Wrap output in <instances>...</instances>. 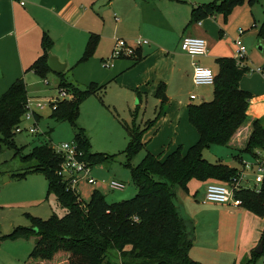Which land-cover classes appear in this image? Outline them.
Returning a JSON list of instances; mask_svg holds the SVG:
<instances>
[{
  "label": "crops",
  "instance_id": "obj_1",
  "mask_svg": "<svg viewBox=\"0 0 264 264\" xmlns=\"http://www.w3.org/2000/svg\"><path fill=\"white\" fill-rule=\"evenodd\" d=\"M210 1L213 0H0V96L15 80L22 78L29 100L33 77L38 76L29 67L42 55L41 37L46 33L53 42L50 55L65 64L63 72L67 81L77 87L79 85L69 78L68 72L84 63L76 78L81 80V76L87 75L98 84L116 83L124 91L128 110H142L144 100L145 106L152 100L155 108L162 103L160 111L166 106L164 102L175 101L184 112L189 104L213 98V91H208L199 92L194 98H190V93L189 100L179 101L183 86L194 85V66L208 67L216 75L218 59L233 58L234 41L240 38L246 48L243 62L246 70L239 87L249 94L248 118L224 145L232 151L231 160L205 158L243 170L245 176L246 172L255 173V157L260 148L254 155L239 149L245 145L253 119L264 129V76L248 69L264 67V44L257 37L264 18V0L252 4L244 1L226 16L215 11L191 22L193 7ZM91 34L97 36L94 51L86 61L78 62ZM185 35L203 37L207 43L206 53L191 57L182 52L179 44ZM138 38L146 42L136 46L134 41ZM118 39L134 45L135 56L113 58L111 66L103 67L102 61L111 55ZM51 72L59 84L58 73L52 70L43 77L44 81ZM158 88L163 90L160 96H156ZM197 98L200 101L193 102ZM151 128L147 131L155 133L158 129L155 125ZM126 138L128 140L127 134ZM212 181L216 180L193 178L187 183L186 193L178 190L179 214L190 219L193 225L194 240L189 256L201 264H240L259 243L264 217L241 205L203 202L206 184ZM248 181L252 183L253 179ZM248 181L241 182L242 186H248ZM199 200L204 206L202 211L197 208Z\"/></svg>",
  "mask_w": 264,
  "mask_h": 264
},
{
  "label": "trees",
  "instance_id": "obj_2",
  "mask_svg": "<svg viewBox=\"0 0 264 264\" xmlns=\"http://www.w3.org/2000/svg\"><path fill=\"white\" fill-rule=\"evenodd\" d=\"M244 1L252 4L257 0H213L193 7L190 21L195 22L215 11L226 16L234 6ZM257 37L264 44V18L258 27ZM52 43V39L43 33V53L29 67L39 77H45L50 71L47 59ZM96 43L97 36L91 34L78 62L86 61L92 55ZM218 65L213 98L188 105V118L199 139L185 155L174 151L161 160L147 152L136 166H131L130 160L144 145V132L154 125V121L147 122L143 128L135 121L122 123L128 137L122 153L127 158L137 193L130 199L112 204L107 203L97 191L92 192L89 201L84 203L78 194L68 190L57 175L62 158L47 143L33 146L26 154L21 153L14 143V130L26 113L28 97L24 80H15L0 96V148L1 145L14 147L20 161L27 164L19 173L43 174L47 180V195H53L65 213L62 216L52 213L44 220L29 216L30 227H16L4 238L34 237L27 260L35 259L36 264H104L113 252L120 255L121 264H201L189 256L194 240L193 225L190 219L179 214L178 190L186 193L187 183L193 178L231 182L238 170L222 162L208 161L203 150L212 144L227 145L248 118L249 94L239 87L246 68L239 67L229 57L219 58ZM57 75L60 79L57 88L69 89L71 93L69 98L50 104V116L57 122L71 125L72 140L81 151L82 159L91 167L113 160L115 155L92 152L89 137L76 123L79 106L87 95L95 93L94 87L81 89L67 81L65 72ZM162 91L158 88L156 96H160ZM136 111L137 108L134 115ZM263 139L264 129L257 119H253L251 131L240 152L254 155L255 150L264 146ZM234 195L241 200V206L264 217V176L259 192L241 187L234 190ZM260 241L263 252L256 254L252 250L244 260L246 262L240 264H256L262 256L264 229Z\"/></svg>",
  "mask_w": 264,
  "mask_h": 264
},
{
  "label": "rangeland",
  "instance_id": "obj_3",
  "mask_svg": "<svg viewBox=\"0 0 264 264\" xmlns=\"http://www.w3.org/2000/svg\"><path fill=\"white\" fill-rule=\"evenodd\" d=\"M84 63L78 64L69 70V78L77 83L81 89L93 86L95 93H90L79 106V116L77 125L83 129L90 140V150L92 152H102L115 155L109 162H101L92 166L91 175L98 179L94 185L81 181L77 190L82 201L87 203L92 192L97 191L102 194L107 203H117L132 198L137 193V188L127 166V158L122 153L127 138L122 122L136 124L143 128L147 122L154 121L157 126L155 133L145 131L143 136V147L130 160L131 166H136L145 155L146 151L158 156L163 160L174 151H179L185 155L188 149L195 144L198 133L189 121L187 111L182 110L177 102L163 103L166 111H160L161 102L156 104L149 100L143 109L139 108L137 115L134 110H128L126 106L123 89L116 83L98 84L92 81L89 76H81V80L76 78V74L82 71ZM82 66V67H81ZM82 68V69H81ZM77 79V80H76ZM34 83L30 86L29 98L30 109L35 113L30 119L22 118L19 126L25 129L32 127L34 133L23 130L15 134L14 143L22 154L28 153L33 146L45 144L56 145L60 142L71 141L73 132L71 125L67 122H57L50 116L51 109L47 102L48 96L56 94L58 85L56 75L49 73L44 78L35 76ZM194 84V83H193ZM67 94L69 89L63 88ZM68 90V91H67ZM213 91V86H196L185 84L179 95V101L189 100V94L197 95ZM45 102L43 107H37L36 102ZM199 98L193 100L197 103ZM118 107L119 110H116ZM145 109V110H144ZM136 111V112H137ZM152 125V127L154 126ZM152 129V128H150ZM204 158L208 159H232V151L224 145L212 144L203 150ZM247 158V157H244ZM27 164L20 161L14 147L1 145L0 148V264H36L37 260H27L33 248V238H4L16 227H30L29 216L40 219H47L52 213L62 216L65 209L56 201L53 195H47V180L41 173H19ZM6 177H8L7 180ZM246 179L254 178L253 172H246ZM115 179L122 182L125 187L122 190L108 188V180ZM104 179V180H103ZM102 180V181H101ZM106 181V182H105ZM249 183V181H248ZM202 193L200 194V196ZM224 205V204H219ZM198 210L202 211L200 200L197 203ZM262 256L256 264L262 263ZM120 255L117 252L111 253L104 264H121ZM30 262V263H29ZM246 262V261H243ZM242 262V263H243Z\"/></svg>",
  "mask_w": 264,
  "mask_h": 264
},
{
  "label": "built area",
  "instance_id": "obj_4",
  "mask_svg": "<svg viewBox=\"0 0 264 264\" xmlns=\"http://www.w3.org/2000/svg\"><path fill=\"white\" fill-rule=\"evenodd\" d=\"M21 4H23V2H21ZM239 32L241 33V30H239ZM144 42L146 41L138 38L134 41V44L136 46H139ZM234 44L235 51L233 58L235 59L236 64L239 67L246 68L243 63L246 57L245 45L242 43L240 38L235 39ZM179 46L181 51L185 54L191 57H198L206 53L207 43L203 37L185 35L181 38ZM135 54L136 47L134 45L129 44L123 39H118L114 45L111 55L102 61V66H111L113 58H119L121 56L134 57ZM248 69L249 71L257 72L264 76V67L262 66L252 67ZM214 77L215 74L212 69L199 65L194 66L192 74V81L194 85H212L214 82ZM56 93V95L47 100L49 105L52 103H56L61 99L69 98V94H67V92L63 88L58 89ZM194 97V94L190 95V98ZM45 102L38 101L36 102V105L37 107L41 108L43 107ZM29 105L30 100L27 101L26 113L23 115V118L25 119H30L31 114H34V112L30 109ZM23 130H27L29 133L35 132V129L32 127L25 129L20 127L19 125L15 128L14 131L15 133H18ZM50 146L54 150V152L56 154H59V156L62 158L57 169V175L60 177L61 181L66 185V188L68 190H71L73 193L79 195L77 187L81 181L84 180L88 184L92 185L96 183V179L91 175L92 167L85 160L82 159V153L73 140L68 142H60L59 144ZM254 164L256 166L254 178L252 183L249 182L248 186H242L241 182H247L248 180L245 177L244 171L238 170L236 176L231 180V182L216 180L207 183L203 195V202L240 206L241 200L235 197L234 190L239 189L241 187H246L254 190L255 192H259L264 176V146L260 148V150H257ZM107 185L109 189L113 190H122L125 187L122 182L117 180H110L108 181ZM134 219L136 220V217ZM262 263L264 264V256L262 257Z\"/></svg>",
  "mask_w": 264,
  "mask_h": 264
},
{
  "label": "water",
  "instance_id": "obj_5",
  "mask_svg": "<svg viewBox=\"0 0 264 264\" xmlns=\"http://www.w3.org/2000/svg\"><path fill=\"white\" fill-rule=\"evenodd\" d=\"M47 65L55 73H59L65 69V64L60 62L58 58L54 55H49L47 59ZM254 252L256 254H261L263 252V244L262 241H259V243L254 248Z\"/></svg>",
  "mask_w": 264,
  "mask_h": 264
}]
</instances>
